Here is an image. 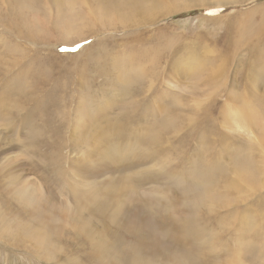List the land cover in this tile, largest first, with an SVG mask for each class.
I'll return each instance as SVG.
<instances>
[{"label":"rangeland","instance_id":"374dc122","mask_svg":"<svg viewBox=\"0 0 264 264\" xmlns=\"http://www.w3.org/2000/svg\"><path fill=\"white\" fill-rule=\"evenodd\" d=\"M118 241L264 264V0H0V264Z\"/></svg>","mask_w":264,"mask_h":264},{"label":"bare ground","instance_id":"6f19581e","mask_svg":"<svg viewBox=\"0 0 264 264\" xmlns=\"http://www.w3.org/2000/svg\"><path fill=\"white\" fill-rule=\"evenodd\" d=\"M223 5H230V4L224 3V4H218L216 6H223ZM136 15H137V12L135 11V14L131 15L130 17H132V16L135 17ZM99 194H100L99 192H98V195L96 194L97 195L96 198L99 197ZM27 196H29V194H27ZM105 196H107V195H105ZM103 205H105V204L104 203H101V206H102L101 208L102 209L104 208ZM169 222H170L169 220H168V223L167 222L166 223L164 222L165 225H162V229L164 227H166L167 225H168V228H169ZM83 225L87 227V224H83ZM131 228L133 229V230H131L132 232L138 233V228H137L136 225H133ZM169 230L170 231H173L174 229L173 228H169ZM34 233H36V234H33V236L37 240L46 243V239L43 236H40V235H43L42 233H40L39 231L38 232H34ZM189 233L192 234V232H189ZM174 241H176V239ZM138 243H140V245H143L144 244V243H142L140 241L137 242V244ZM119 244H120V242L118 241L117 244H116V246H115V248L113 250H112V248H108L107 247V249L109 250V252L108 253L104 252L105 254H100V253H102V251L105 250L104 248L103 249L100 248L101 249L100 250L101 252H97L96 256L101 261L105 260L104 259L105 257H110V258H112L111 260L113 261L112 263H114V264H139V257H138L137 252L135 250H131V249H125V250H123V247H121ZM131 254H134V255L131 256ZM110 264H111V262H110Z\"/></svg>","mask_w":264,"mask_h":264}]
</instances>
